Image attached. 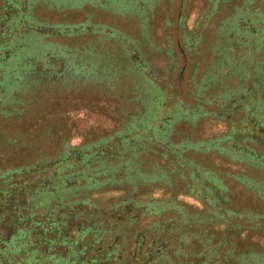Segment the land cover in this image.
I'll list each match as a JSON object with an SVG mask.
<instances>
[{"label": "trees", "instance_id": "obj_1", "mask_svg": "<svg viewBox=\"0 0 264 264\" xmlns=\"http://www.w3.org/2000/svg\"><path fill=\"white\" fill-rule=\"evenodd\" d=\"M254 3L244 0L225 13L221 23L229 25L231 36L227 33L228 40L222 39L212 52L216 71L196 87L199 96H194L196 89L191 92L203 113L191 124L181 120L175 125L171 144L161 139L167 126L161 117L149 128H138L137 122L152 108L154 94L148 83L153 77L133 69L103 76L94 73V79L80 72L72 83L54 79L25 89L11 104L0 105V226L10 234L8 240L0 234V264H104V253L101 263L90 258L78 262L77 240L69 234L76 226L71 217L48 222L49 217L37 219L33 210L58 208L62 200L74 197L77 204L70 207L80 205L86 211L94 205L90 201L94 193L107 191H120L123 196L105 205L108 223L100 224L101 230L91 229L101 235L102 229L116 228L115 236H126V240L131 233L128 242L136 246L113 264H130L128 260L136 264H264V132L257 120L263 118L249 101L228 94L253 73H264V34H247L233 24ZM164 52L171 63V53ZM250 60L258 62L257 68ZM245 63L248 71L241 68ZM128 74L137 76L135 91L141 90V95L121 88L122 76ZM112 75H117L113 84ZM228 78L236 80L235 88L229 86ZM256 87L264 105V77ZM87 93H91L90 107L83 103ZM175 105L176 101L171 106L166 102L161 115L175 113ZM34 109L38 113L29 114ZM206 119L209 123L215 119L225 130L194 141ZM182 133L186 136H179ZM192 134L194 142L210 144L197 151L192 146L177 147L191 140ZM191 155L195 159L190 165ZM195 188L198 197L192 194ZM154 189L161 198L140 199ZM182 195L197 204L179 199ZM147 216L152 220L136 227ZM81 218L90 220L83 211ZM91 229L87 227V232ZM65 243L73 250L68 252L70 259L60 247Z\"/></svg>", "mask_w": 264, "mask_h": 264}, {"label": "rangeland", "instance_id": "obj_2", "mask_svg": "<svg viewBox=\"0 0 264 264\" xmlns=\"http://www.w3.org/2000/svg\"><path fill=\"white\" fill-rule=\"evenodd\" d=\"M243 1L19 0L17 18L23 17L25 22L33 23L41 31L28 33L27 29H18L16 32L7 31L4 38L0 37V43L8 41V45L0 44V105L11 104L14 101L13 97L20 98L19 93L25 89L54 79H68V82L72 83L74 76L80 77L78 75L80 72H88L86 78L94 79L92 75L94 73H100L103 76L104 72L118 74L133 69L140 75L148 73L150 79L153 77V80L148 83V89L153 92L154 97L152 108L140 118L139 122L135 119L132 121L137 122L138 128L143 129L151 127L161 117L167 125H164L160 133L161 139L165 144H171L170 136L175 125L181 120L191 124L198 115L203 113L194 98L200 94L196 87L204 78L210 77L216 71L213 67L215 55H212V52L222 39L228 40L229 25L224 27L221 23L225 13L231 12ZM2 2L3 0H0V12ZM262 13H264V2L255 0L253 8L248 9V13L245 11L239 13V21L233 20V24L238 23L236 29H241L245 33L260 31L264 34V14ZM185 34L189 35L188 39ZM229 34L231 36V33ZM166 50L171 53V63H169V57L165 55ZM246 60L248 61V58H245ZM250 61L253 66L256 64L257 68L258 62ZM248 66L249 64L245 63L241 65V68L248 71ZM113 77L117 75L109 76V79L112 78L111 84L117 81V78ZM122 77L123 81L120 85L126 93L142 94L141 90L138 94L135 91L136 85L139 88L135 74ZM263 77L264 73L255 72L250 80H244L236 91L233 93L228 91V94L239 98L240 101H249L253 109L261 112L263 119L259 116L257 120L264 132V105H261L256 94V86L263 81ZM227 81L229 86L235 88L234 78H228ZM195 89L196 94L194 93L193 96L191 92ZM107 91L108 88H105V93ZM90 96L91 93L85 94L83 102L89 107L92 106ZM211 97L215 99V96ZM175 101V113L161 115V106H165L166 102L171 106ZM200 104L207 109H215L206 103ZM36 109L30 110L29 114L38 113ZM237 114L240 112L232 116L235 118ZM186 124L183 126L188 128ZM199 127L201 128L197 130L194 141L200 140L203 135H213L225 130L220 122H215V119L210 123L207 119L202 120ZM182 135L184 136L185 133L179 136ZM192 136L193 134L191 140L183 141V144L177 147L185 150L188 146H192L190 149L197 151L202 146L210 144L194 142ZM77 140L74 139L73 142ZM155 144L159 147L157 143ZM158 147H155L153 151L156 152ZM194 157L195 155L190 156V165ZM130 162L132 161L128 163L131 164ZM146 168L149 170L150 164ZM252 178L257 179V177ZM70 185L74 186V181ZM198 190L195 188L192 194L198 197ZM121 196L123 194L120 191L94 193L93 198L90 199L94 205L86 211L80 205L70 207L77 203L74 197H68L61 201V206L58 208L49 205L47 208H39L33 212L37 219L43 220L49 217L48 222L55 218L71 217L74 220L73 224L76 225L83 211L84 215L92 218V221L107 224L109 220L104 217L107 215L103 209L105 205L120 199ZM161 197V192L154 189L144 193L140 199L145 201ZM178 198L190 204H197L185 195ZM97 211L101 212L99 218L95 216ZM262 217L264 219V216ZM151 220L152 216H147L141 219L136 227L142 228L144 223ZM45 221L47 220L43 222ZM3 230L4 228L0 226V234L8 240L10 234ZM127 237H129L128 241H131V233ZM105 242L108 244L110 241L107 239Z\"/></svg>", "mask_w": 264, "mask_h": 264}, {"label": "flooded vegetation", "instance_id": "obj_3", "mask_svg": "<svg viewBox=\"0 0 264 264\" xmlns=\"http://www.w3.org/2000/svg\"><path fill=\"white\" fill-rule=\"evenodd\" d=\"M18 1L19 0H3L2 2L3 4L1 5L2 9L0 12V37L1 38H4L5 32L7 31L16 32L18 29H27L28 33L30 31H33V32L41 31L38 28V26L34 25L33 23L25 22L23 17L17 18V15H18L17 6L19 5ZM2 43L8 45L7 41L1 42L0 44ZM100 214L101 212L97 211V213H95V216L99 218ZM104 217L108 219V217L106 216ZM67 218L68 220L70 219V217H66V219ZM89 219L90 220L81 218V220H79V222L76 223L75 228L71 229L69 232V234L72 237H75V239L77 240V244H76L77 246L75 248H77L76 257L78 259V262H81L85 258H90L92 260L96 259L97 262L101 263L100 255L104 253L103 257L106 258L104 261V264L106 263L113 264V263H116L115 261L120 259L122 256L127 257L129 254H131V252L133 253L136 246L135 245L132 246L131 242H128V240H126V236L121 239H119V236H115L114 232H116V228L111 230V232H107L106 230L102 229L103 233L99 235V232L93 231L91 227H94L95 229L99 228L101 230V227H102V225H100L101 223H99L96 220L92 221L91 217ZM94 221H96V223H93ZM79 224L81 226L77 227ZM48 227L49 228H47V230L50 229V226ZM87 227H90L92 232H89V231L87 232ZM106 227H109V226H106ZM77 232H78V235H77ZM110 233L113 234V236H110ZM94 235H99V236L95 238V240H92L91 238ZM107 239L110 241L108 244L105 242ZM60 247L62 249L63 248L65 249V253L63 256L66 257L68 255L67 257L70 259L69 253H73V250L71 251V249H68L67 243L61 244ZM112 249L114 251L113 253H110ZM131 258H133V255ZM128 262H130V264H136V261L128 260Z\"/></svg>", "mask_w": 264, "mask_h": 264}]
</instances>
